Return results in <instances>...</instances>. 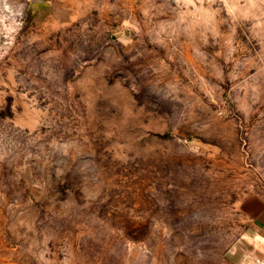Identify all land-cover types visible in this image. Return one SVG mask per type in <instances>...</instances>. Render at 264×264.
Segmentation results:
<instances>
[{
  "label": "rangeland",
  "instance_id": "374dc122",
  "mask_svg": "<svg viewBox=\"0 0 264 264\" xmlns=\"http://www.w3.org/2000/svg\"><path fill=\"white\" fill-rule=\"evenodd\" d=\"M264 202V0H0V264H244Z\"/></svg>",
  "mask_w": 264,
  "mask_h": 264
},
{
  "label": "crops",
  "instance_id": "0c3cea01",
  "mask_svg": "<svg viewBox=\"0 0 264 264\" xmlns=\"http://www.w3.org/2000/svg\"><path fill=\"white\" fill-rule=\"evenodd\" d=\"M256 204H259V212L256 214L255 217L258 226L255 229L256 237H251V241L260 246V249L264 251V202H257ZM253 254L255 256L250 260V262H244V264H254V261L256 259H264V254H261L256 249Z\"/></svg>",
  "mask_w": 264,
  "mask_h": 264
},
{
  "label": "built area",
  "instance_id": "2783aa9c",
  "mask_svg": "<svg viewBox=\"0 0 264 264\" xmlns=\"http://www.w3.org/2000/svg\"><path fill=\"white\" fill-rule=\"evenodd\" d=\"M254 264H264V259H256Z\"/></svg>",
  "mask_w": 264,
  "mask_h": 264
}]
</instances>
